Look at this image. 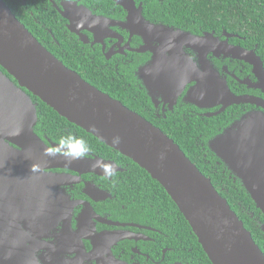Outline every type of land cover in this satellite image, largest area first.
Returning a JSON list of instances; mask_svg holds the SVG:
<instances>
[{
  "label": "water",
  "instance_id": "obj_1",
  "mask_svg": "<svg viewBox=\"0 0 264 264\" xmlns=\"http://www.w3.org/2000/svg\"><path fill=\"white\" fill-rule=\"evenodd\" d=\"M128 12L126 27L147 41L154 57L139 74L149 95L153 86L173 85L176 71L193 76L197 84L187 102L198 107L250 102L236 97L225 80L213 76L206 54L218 49L236 53L252 64L264 87V65L253 51L234 48L223 32L196 37L191 33L145 21L134 0H113ZM59 13L72 18L65 10ZM92 25L103 23L88 11ZM70 29L73 31L72 27ZM159 43L152 47L151 43ZM144 47V48H145ZM184 49L200 53V71ZM202 54V55H201ZM0 262L32 263L31 256L17 257L23 238L40 229H52L59 214L50 206L61 204L56 189L64 176L47 170L65 169L79 174L107 175L118 166L101 157L69 153L73 148L49 147L36 133L37 104L40 99L61 117L147 171L165 189L178 207L212 264H264V252L228 201L163 130L135 113L122 102L100 91L78 73L68 69L50 53L0 0ZM157 71V72H156ZM173 72V75L172 73ZM152 74V75H151ZM175 75V76H174ZM14 79L17 84L12 80ZM30 93V95L28 93ZM264 215V114L250 113L234 122L209 143ZM119 169V168H118ZM99 197L105 193L95 189ZM264 233V225L260 223ZM30 232V234L28 233ZM22 245V246H21Z\"/></svg>",
  "mask_w": 264,
  "mask_h": 264
},
{
  "label": "flooded vegetation",
  "instance_id": "obj_2",
  "mask_svg": "<svg viewBox=\"0 0 264 264\" xmlns=\"http://www.w3.org/2000/svg\"><path fill=\"white\" fill-rule=\"evenodd\" d=\"M3 1L13 11H21L24 16L32 18L34 27L44 28V31L41 29L39 42L68 69L161 129H169L171 119L187 124L190 118L204 121L205 118L219 117L225 125L223 129L219 128L222 133L250 113L264 114L263 84L254 66L239 54L218 49L217 54L210 51L206 57L213 76H217L218 81L225 80L233 95L250 102L234 103L224 111L222 105L214 103L213 107H198L186 100L197 83L192 80L193 76L188 77L179 69L174 72L176 78L173 85L161 82L153 86L149 95L139 74L151 63L154 53L144 50L147 49V41L125 26L128 12L113 0H31L29 4L25 0L22 3L20 0ZM134 1L137 8H142L145 21L154 26L182 30L196 37L205 33L175 27L160 20L155 10L149 9L146 13L147 0ZM35 10L44 16L47 23L35 17ZM59 10H65L72 23L63 18ZM88 11L93 17L101 18L103 23H89L86 19ZM50 16L51 23L57 27V34L51 30V25L46 27L50 24ZM214 36L220 42L227 39L223 33H215ZM237 39L241 37L230 38L229 45L253 51L260 57L255 49L246 48ZM62 40L72 44H64ZM151 45L154 48L160 46L156 41ZM184 54L197 64L200 71L205 72L200 65L198 51L184 49ZM86 57L87 62H84ZM30 96L37 104L39 114V103L33 95ZM55 130H64L60 139L36 133L54 150L57 146L73 148L70 154L101 157L115 163L119 169L113 172L112 167L105 172L107 175L102 176L65 169L47 170L48 174L65 177L56 187L61 204L50 206L59 214L55 216L52 229H40L33 232L30 238L21 239L23 246L17 249L19 259L31 256L32 263L28 264H206L203 253L191 244L184 222L136 163L111 151L105 152L97 144L91 146L71 126ZM229 174L230 179L236 180L234 175ZM95 189L104 192L106 197L97 196ZM235 207L242 221H251L259 229L260 223L264 225L242 201Z\"/></svg>",
  "mask_w": 264,
  "mask_h": 264
},
{
  "label": "trees",
  "instance_id": "obj_3",
  "mask_svg": "<svg viewBox=\"0 0 264 264\" xmlns=\"http://www.w3.org/2000/svg\"><path fill=\"white\" fill-rule=\"evenodd\" d=\"M23 1L24 0H20V3ZM25 1L29 4L31 0ZM149 9L155 10L160 20H164L186 31L193 33L215 32L218 35L227 31L228 33L237 35L241 37V39H237V41L241 42L246 48L255 49L257 55L260 56L264 63V0H147L145 2L146 13H149ZM11 10L13 11V9ZM13 13L39 40L41 29L44 31V28H39V26L34 27V20L29 16H24L21 11L18 12L16 10L13 11ZM34 13L36 18L47 23L43 15L39 14L36 10ZM54 13H56L55 10ZM51 18L50 16V24L46 25V27L51 25V30L57 34V27L51 23ZM62 42L64 44H72L70 41L65 42L62 40ZM86 59L87 57L84 59V62H87ZM2 70L6 73L4 69ZM83 77L86 78V75H83ZM33 97L39 103V120L35 131L39 132L40 136H43L42 134L45 133L50 138H59L64 130L56 131L55 129L65 125L71 126L77 129L79 135H82L91 146L94 144V146H96L97 144L100 148L102 147L105 152L111 151L121 158L129 159L99 141L92 134L68 122L37 97ZM219 120V117L212 119L205 118L204 121L190 118L187 124H182V122L177 119H171V124L168 126L169 129L163 127L162 130L180 146L186 156L198 167V169L206 177L211 179L214 187L228 201L229 205L236 213L238 209L235 206L239 201H242L247 209L249 208L251 212L255 213L256 218H260V220L264 222V215L256 207L252 198L240 185L239 181L230 179L229 172L231 173V171L209 147L210 141L220 134L219 128L223 129L225 127L223 121ZM156 126L159 127V125ZM38 128L41 131H39ZM46 128L48 132H44ZM129 160L132 161L131 159ZM135 165L160 189L169 202L173 212L177 214L186 225L191 244H195V246L200 249L204 255L206 264H212L202 246L199 244L198 238L192 232L189 223L165 189L158 181L154 180L147 171L137 164ZM224 175L225 177L223 178ZM240 219L242 218L240 217ZM244 224L246 229L252 233L255 242L264 252L263 231L253 225L251 221H245Z\"/></svg>",
  "mask_w": 264,
  "mask_h": 264
}]
</instances>
